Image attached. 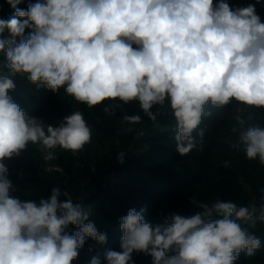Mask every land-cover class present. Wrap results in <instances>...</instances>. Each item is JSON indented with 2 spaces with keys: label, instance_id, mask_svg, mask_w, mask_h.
Listing matches in <instances>:
<instances>
[{
  "label": "clouds",
  "instance_id": "obj_1",
  "mask_svg": "<svg viewBox=\"0 0 264 264\" xmlns=\"http://www.w3.org/2000/svg\"><path fill=\"white\" fill-rule=\"evenodd\" d=\"M22 2L7 0L13 12L0 18V264H72L87 238L105 244L107 234L58 187L38 201L13 196L6 161L30 144L46 162L57 158V148L75 154L91 143L92 130L81 111L58 125L28 115L10 95L14 78L22 74L53 93L63 87L88 108L135 101L152 121L153 108L167 101L176 151L186 156L198 148L193 133L211 115L209 106L235 101L264 109V21L256 11L262 0L236 7L228 0H36L26 9ZM252 119L237 115L228 143L264 167V125ZM124 120L139 124L142 117ZM197 135L202 139L203 130ZM116 159L123 164L125 153ZM191 204L192 214L159 222L146 220L144 208L129 209L120 218V250H107L104 264H135L140 253L152 264H237L241 252L252 257L262 247L250 229L264 225V202ZM90 264H102L100 257Z\"/></svg>",
  "mask_w": 264,
  "mask_h": 264
},
{
  "label": "trees",
  "instance_id": "obj_2",
  "mask_svg": "<svg viewBox=\"0 0 264 264\" xmlns=\"http://www.w3.org/2000/svg\"><path fill=\"white\" fill-rule=\"evenodd\" d=\"M36 0H23L20 8L26 9ZM233 7L246 6L255 0H228ZM256 11L264 21V0L256 4ZM13 9L7 0H0V18L7 19ZM28 31V30H26ZM5 32L4 36L7 37ZM3 55L0 54V63ZM16 90L10 92L14 101L31 116L45 124L58 125L64 116L81 111L92 130L91 143L77 152L56 149L57 158L45 161L38 146L29 145L19 157L7 160L9 178L15 190L13 196L20 199L47 198L53 187L68 192L74 201L77 191L74 180H67L74 167V157L85 165L86 170L94 167L95 188L81 201L89 219L95 222L98 231L107 234V243L100 244L87 238L78 259L72 264H90L92 257L99 256L104 264L107 250H120L122 232L120 218L129 209H146L144 218L159 222L171 213L190 215L197 209L191 204L195 199L210 203L219 198L231 200L238 205L250 206L252 200L259 206L264 196V167L258 161L248 160L242 151L229 147L234 140L231 129L236 126L237 115L249 123L264 125V109H245L233 101L229 105L206 109L200 128L193 133L198 148L186 156L176 151L174 140L175 120L166 101L153 108L156 120L144 116L138 102L123 104L105 101L102 105L88 108L66 95L62 87L53 93L46 88H37L26 76L18 75ZM105 106H112L105 112ZM140 115L141 123L129 124L125 116ZM131 129V131H128ZM203 130V137L197 132ZM125 153L123 164L116 155ZM228 163V167L224 163ZM66 197L61 196V200ZM255 198V199H253ZM72 231L75 227L70 226ZM262 241V247L252 257L240 253L237 264H264V225L250 229ZM135 264H152L146 254H134Z\"/></svg>",
  "mask_w": 264,
  "mask_h": 264
},
{
  "label": "built area",
  "instance_id": "obj_3",
  "mask_svg": "<svg viewBox=\"0 0 264 264\" xmlns=\"http://www.w3.org/2000/svg\"><path fill=\"white\" fill-rule=\"evenodd\" d=\"M95 174L96 169L94 167H91L90 169L86 170L85 165L78 159L77 155H75L73 173L71 174V176H67V180L69 181L71 179L74 180L76 178H79L82 181V187H85L89 184V182H91V179ZM79 191L80 192L79 196L77 195V200L81 202L88 193H86L84 189ZM253 204L254 203H251L250 206Z\"/></svg>",
  "mask_w": 264,
  "mask_h": 264
},
{
  "label": "rangeland",
  "instance_id": "obj_4",
  "mask_svg": "<svg viewBox=\"0 0 264 264\" xmlns=\"http://www.w3.org/2000/svg\"><path fill=\"white\" fill-rule=\"evenodd\" d=\"M94 178H95V175H93L91 182H89V184L86 185L85 187H82V181L79 178L74 179V183H75L76 187L78 188V191H77L78 196H79V192H80L79 190L84 189L86 193H89V192L94 190V188H95ZM253 199H255V198H253ZM252 203H254L257 206V202L255 200H252Z\"/></svg>",
  "mask_w": 264,
  "mask_h": 264
}]
</instances>
